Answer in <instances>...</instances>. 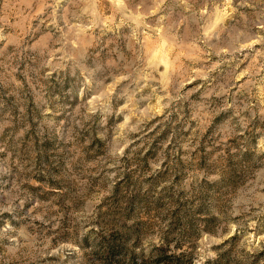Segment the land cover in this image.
<instances>
[{"label": "rangeland", "instance_id": "rangeland-1", "mask_svg": "<svg viewBox=\"0 0 264 264\" xmlns=\"http://www.w3.org/2000/svg\"><path fill=\"white\" fill-rule=\"evenodd\" d=\"M264 264V0H0V264Z\"/></svg>", "mask_w": 264, "mask_h": 264}, {"label": "trees", "instance_id": "trees-1", "mask_svg": "<svg viewBox=\"0 0 264 264\" xmlns=\"http://www.w3.org/2000/svg\"><path fill=\"white\" fill-rule=\"evenodd\" d=\"M161 264H189L188 262H180L178 260V258L173 257V256H165L162 260H161Z\"/></svg>", "mask_w": 264, "mask_h": 264}]
</instances>
